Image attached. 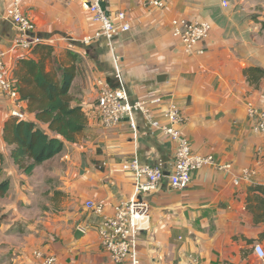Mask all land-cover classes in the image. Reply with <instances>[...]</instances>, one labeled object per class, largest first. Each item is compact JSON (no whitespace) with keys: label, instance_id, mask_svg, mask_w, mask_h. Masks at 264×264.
I'll list each match as a JSON object with an SVG mask.
<instances>
[{"label":"crops","instance_id":"obj_1","mask_svg":"<svg viewBox=\"0 0 264 264\" xmlns=\"http://www.w3.org/2000/svg\"><path fill=\"white\" fill-rule=\"evenodd\" d=\"M11 0H0V50L7 73L21 59L42 60L45 70L61 77L73 68L69 94L86 122L74 142L25 174L14 164L3 139V126L24 112L37 123L26 100L10 101L0 92V179L9 187L0 198V264H40L35 253L50 254L57 264L114 263L100 243L103 215L133 192L134 176L121 164L136 158L160 167L166 177L156 189L137 195L149 203L148 224L137 233L139 264H264L254 245L264 250V134L255 131L247 107L264 109V76L257 85L244 69H264V0H109L107 13L124 12L127 31L111 46L103 38L85 44L82 37L98 25L88 0H20L41 42L31 49L14 46L20 31L4 17ZM226 1L227 5L222 4ZM173 18L210 23L208 36L186 53L170 31ZM113 55L118 57L127 100L160 97L151 118L164 121L174 103L183 116L182 134L191 152L212 155L216 165L191 173L188 186L173 188L174 141L153 128L139 112L104 127L97 107L98 83L118 87ZM229 165V168H219ZM242 169L251 171L241 177ZM237 182V183H236ZM103 205V214L85 201ZM81 230L76 233V230Z\"/></svg>","mask_w":264,"mask_h":264},{"label":"built area","instance_id":"obj_2","mask_svg":"<svg viewBox=\"0 0 264 264\" xmlns=\"http://www.w3.org/2000/svg\"><path fill=\"white\" fill-rule=\"evenodd\" d=\"M108 1L88 0L87 10L91 19L97 23L98 28L92 34L82 37L83 43L87 44L93 39L103 37L111 46L112 39L117 33L128 30L129 25L124 22V12L119 11L114 16L106 14ZM102 3L105 6L104 9L101 7ZM146 4L162 7L164 0H147ZM222 4L227 5L226 1H223ZM4 17L20 31L19 36L14 39V46L29 50L41 42L38 36L32 34L35 25L22 12L20 0L10 1L4 12ZM210 28V23L206 21H191L185 18H173L170 21V31L174 37L180 40L186 53L203 52L202 49H197L196 45L208 36ZM4 54L0 50V92L10 101L18 103L21 99L13 80L7 73ZM113 62L115 76L119 83L118 87L109 88L101 81L98 83L97 107L102 125L112 127L126 116L131 119L130 125L135 129L132 116L134 112H139L153 128L171 138L175 143V149L172 158V171L167 175V178L173 188L188 186L192 171L205 165H216L212 155H199L191 152L189 140L179 128L183 122V116L174 103H169L164 110L163 122L151 118L152 106L160 102V97L130 103L127 100L116 55H113ZM246 112L248 118L253 122L255 131L264 134V109H256L252 104H249ZM11 116L17 120H25L24 112L18 109H13ZM121 167L123 170L130 171L134 176L133 192L128 199L115 204L111 215H103L99 230L100 243L108 251L114 263L127 261L128 264H139L135 249L137 233L148 224L150 206L146 200L139 199L137 195L156 189L166 174L160 167L141 164L136 158L123 162ZM219 168L227 169L229 165H219ZM250 174L251 171L248 169H242L240 175L247 178ZM84 205L94 213L103 214L101 203L87 200ZM254 251L259 258L264 259V250L260 245H254ZM35 254L41 258L40 264H57L56 258L50 254L40 252Z\"/></svg>","mask_w":264,"mask_h":264},{"label":"trees","instance_id":"obj_3","mask_svg":"<svg viewBox=\"0 0 264 264\" xmlns=\"http://www.w3.org/2000/svg\"><path fill=\"white\" fill-rule=\"evenodd\" d=\"M243 72L247 81L255 85L264 76L261 67H247ZM13 73L20 99L27 101L28 110L34 113L36 121L46 124L48 129L44 131L33 121L14 117L4 123L3 139L11 146L14 164L23 173L30 174L37 165L58 154L64 140L74 142L84 128L86 118L81 107L72 103L69 94L73 68H62L61 77L57 78L53 72L45 70L42 60L21 59ZM8 187V179H0V198ZM262 190L264 192V188ZM2 218L0 215V221Z\"/></svg>","mask_w":264,"mask_h":264},{"label":"water","instance_id":"obj_4","mask_svg":"<svg viewBox=\"0 0 264 264\" xmlns=\"http://www.w3.org/2000/svg\"><path fill=\"white\" fill-rule=\"evenodd\" d=\"M88 4H89V3H88ZM101 7H102L103 9L105 8V6H104L103 3L101 4ZM106 14H107V12H106ZM80 232H81V230L77 229L75 234L80 233Z\"/></svg>","mask_w":264,"mask_h":264}]
</instances>
